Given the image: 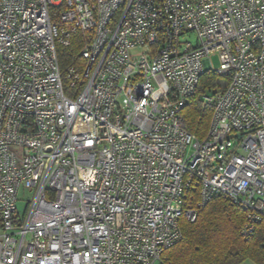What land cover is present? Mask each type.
Here are the masks:
<instances>
[{
	"label": "built area",
	"instance_id": "built-area-1",
	"mask_svg": "<svg viewBox=\"0 0 264 264\" xmlns=\"http://www.w3.org/2000/svg\"><path fill=\"white\" fill-rule=\"evenodd\" d=\"M208 71L199 139L183 112ZM218 195L256 235L264 0H0V264H156Z\"/></svg>",
	"mask_w": 264,
	"mask_h": 264
},
{
	"label": "trees",
	"instance_id": "trees-1",
	"mask_svg": "<svg viewBox=\"0 0 264 264\" xmlns=\"http://www.w3.org/2000/svg\"><path fill=\"white\" fill-rule=\"evenodd\" d=\"M56 50L63 69L81 61L77 41L70 46L57 45ZM224 82L206 72L187 102L183 116L188 130L199 139L206 136L212 116V108L202 104L200 94ZM244 217L240 207L221 195L215 196L199 210L195 221L181 220L183 238L163 252L162 264H239L245 260L264 264V225L258 227L256 235L245 239L240 234Z\"/></svg>",
	"mask_w": 264,
	"mask_h": 264
},
{
	"label": "rangeland",
	"instance_id": "rangeland-1",
	"mask_svg": "<svg viewBox=\"0 0 264 264\" xmlns=\"http://www.w3.org/2000/svg\"><path fill=\"white\" fill-rule=\"evenodd\" d=\"M192 40L195 39V36L192 35ZM211 63L213 67L217 68L219 66V58L217 55L211 56ZM33 192H30L25 187H21L18 192V201L17 208L22 215H24L27 211L28 203L33 199ZM156 264H162V262H157Z\"/></svg>",
	"mask_w": 264,
	"mask_h": 264
},
{
	"label": "crops",
	"instance_id": "crops-1",
	"mask_svg": "<svg viewBox=\"0 0 264 264\" xmlns=\"http://www.w3.org/2000/svg\"><path fill=\"white\" fill-rule=\"evenodd\" d=\"M239 264H256L255 262L251 261V260H245Z\"/></svg>",
	"mask_w": 264,
	"mask_h": 264
}]
</instances>
